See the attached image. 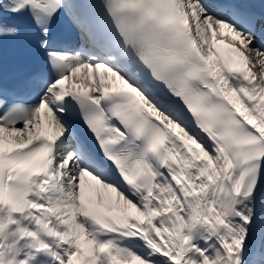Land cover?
<instances>
[{"label": "snow or ice", "instance_id": "1", "mask_svg": "<svg viewBox=\"0 0 264 264\" xmlns=\"http://www.w3.org/2000/svg\"><path fill=\"white\" fill-rule=\"evenodd\" d=\"M24 17L0 264H264V0H0V43Z\"/></svg>", "mask_w": 264, "mask_h": 264}, {"label": "bare ground", "instance_id": "2", "mask_svg": "<svg viewBox=\"0 0 264 264\" xmlns=\"http://www.w3.org/2000/svg\"><path fill=\"white\" fill-rule=\"evenodd\" d=\"M217 39H219V40H221V41H223V40H227L229 43L232 42V38L229 37V36H225V35L218 36ZM253 55H254V54H253ZM253 55H252V60H253V61H254V59L257 60V57H256L255 55H254V56H253ZM254 62H255V61H254ZM257 70H258V66H257L256 69H254V71H257Z\"/></svg>", "mask_w": 264, "mask_h": 264}, {"label": "rangeland", "instance_id": "3", "mask_svg": "<svg viewBox=\"0 0 264 264\" xmlns=\"http://www.w3.org/2000/svg\"><path fill=\"white\" fill-rule=\"evenodd\" d=\"M254 56V55H253ZM254 61H256V59H254ZM259 71V68H258V70H257V72Z\"/></svg>", "mask_w": 264, "mask_h": 264}]
</instances>
